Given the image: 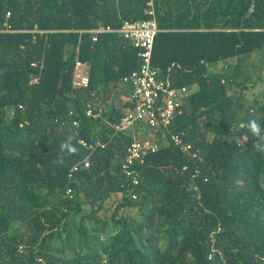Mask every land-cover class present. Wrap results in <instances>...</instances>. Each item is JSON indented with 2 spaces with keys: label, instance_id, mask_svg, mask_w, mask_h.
<instances>
[{
  "label": "trees",
  "instance_id": "1",
  "mask_svg": "<svg viewBox=\"0 0 264 264\" xmlns=\"http://www.w3.org/2000/svg\"><path fill=\"white\" fill-rule=\"evenodd\" d=\"M150 1L0 0V264H264V152L237 127L264 130V88L246 100L258 82L243 71L254 55L264 65V0H152V65L187 94L167 129L144 128L166 143L132 187L121 164L134 132L114 126L140 52L87 31L148 20ZM77 60L88 88L73 86ZM174 134L196 158L167 141Z\"/></svg>",
  "mask_w": 264,
  "mask_h": 264
},
{
  "label": "built area",
  "instance_id": "2",
  "mask_svg": "<svg viewBox=\"0 0 264 264\" xmlns=\"http://www.w3.org/2000/svg\"><path fill=\"white\" fill-rule=\"evenodd\" d=\"M148 20L124 22L121 28L115 30L109 27L99 26L97 29L87 31L92 35L93 42H97L100 34H119L125 40L129 41L134 48L139 50L141 58L140 68L122 80V84L129 89L128 98L131 107L127 108L124 116L114 130L119 133L128 132L133 129L134 136L131 144L126 148L124 160L121 164L123 175L130 181L132 187L140 184L139 168L145 161V158L152 153L160 150L165 145L156 135L142 136L144 128H149L156 132L167 129L174 120L179 106L187 94L186 88H173L169 79L160 75V71L152 65V55L155 39L161 32L153 1L148 3ZM84 33V32H81ZM90 84L86 72V66L79 60L75 63V72L73 86L76 88H88ZM72 114V113H70ZM101 111H87V116L97 119ZM75 128H79L77 121L72 122ZM174 144L185 156L196 158L197 154L192 153V147L185 144L182 138L177 135H171L167 140ZM78 144L84 148L95 150L104 148L105 144L100 141L88 143L83 139ZM90 166L89 159H85L80 164L73 167L70 178L81 169H87ZM193 190L198 191L197 186L192 182ZM71 193V190H68ZM137 194L132 193V199H137Z\"/></svg>",
  "mask_w": 264,
  "mask_h": 264
},
{
  "label": "rangeland",
  "instance_id": "3",
  "mask_svg": "<svg viewBox=\"0 0 264 264\" xmlns=\"http://www.w3.org/2000/svg\"><path fill=\"white\" fill-rule=\"evenodd\" d=\"M251 64L254 65V67L251 66ZM262 64V61L260 59H258V57H256L255 55L252 56L249 60V65H246L244 68H243V71L244 73H254V75L252 74V77H253V81H257V86L256 87H253V88H250L245 96H246V100H252L256 95L259 94L260 90L262 91L263 88H264V65H261ZM223 68V64H219L217 66L216 69H219L221 70ZM243 79V76L240 77V80ZM120 89V88H119ZM114 98V97H113ZM114 102L116 103L117 100L114 98ZM103 106V105H101ZM144 136H146V133H143ZM142 134V135H143ZM83 200V198H82ZM85 209V213L89 214L90 213V208L88 206H85L84 207ZM113 209L114 207H112V209L110 210V212L108 213L109 217L111 216L112 212H113ZM132 217H134L135 219H139V215H138V212L134 211L131 213ZM104 216V215H103Z\"/></svg>",
  "mask_w": 264,
  "mask_h": 264
},
{
  "label": "clouds",
  "instance_id": "4",
  "mask_svg": "<svg viewBox=\"0 0 264 264\" xmlns=\"http://www.w3.org/2000/svg\"><path fill=\"white\" fill-rule=\"evenodd\" d=\"M237 127L241 129L246 128L255 138V144L253 146L258 151L264 152V130H262L261 125L259 123L254 120H250L246 124L244 122H239L237 124ZM241 141L245 143V141L247 140L242 137L239 141H237L238 146H241ZM61 149L69 154L75 152L76 149L71 143V137H69L65 142L61 144Z\"/></svg>",
  "mask_w": 264,
  "mask_h": 264
},
{
  "label": "crops",
  "instance_id": "5",
  "mask_svg": "<svg viewBox=\"0 0 264 264\" xmlns=\"http://www.w3.org/2000/svg\"><path fill=\"white\" fill-rule=\"evenodd\" d=\"M121 92H122L121 94H122L123 99L128 98L129 89L126 86L122 85Z\"/></svg>",
  "mask_w": 264,
  "mask_h": 264
}]
</instances>
